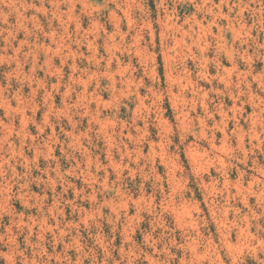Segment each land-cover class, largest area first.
<instances>
[{"label":"rangeland","instance_id":"rangeland-1","mask_svg":"<svg viewBox=\"0 0 264 264\" xmlns=\"http://www.w3.org/2000/svg\"><path fill=\"white\" fill-rule=\"evenodd\" d=\"M0 264H264V0H0Z\"/></svg>","mask_w":264,"mask_h":264}]
</instances>
